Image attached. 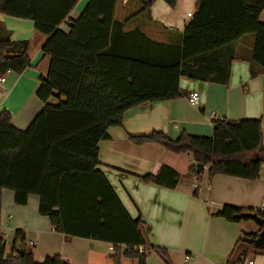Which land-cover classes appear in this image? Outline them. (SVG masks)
<instances>
[{
    "label": "trees",
    "instance_id": "obj_1",
    "mask_svg": "<svg viewBox=\"0 0 264 264\" xmlns=\"http://www.w3.org/2000/svg\"><path fill=\"white\" fill-rule=\"evenodd\" d=\"M138 1L141 9L135 15L149 12L156 0ZM164 1L175 7L178 0ZM77 3L0 0V14L32 20L47 37L42 51L50 59L37 89L43 107L30 125L18 129L12 113L0 110V191H13L19 205L27 204L30 195L39 196V211L57 232L113 245L114 264H122L123 258L147 264L150 252L171 264L168 248L150 244V225L141 216L130 215L99 168L100 142L110 139V127L123 125L131 108L185 96L182 78L228 85L236 45L247 35L254 37L251 61L264 71V0H197L181 45L154 42L139 29L126 32L127 20L115 17L118 0H88L67 30L60 28ZM29 48V40L0 36V79L31 66ZM257 73L253 69L252 76ZM212 124L211 136L183 132L173 139L154 130L129 139L192 154L195 163L189 175L198 180L206 166L210 178L218 174L259 178L264 168L262 119L218 117ZM140 178L171 189L181 181L167 165ZM216 215L231 222L253 220L259 226L257 232L240 236L227 264L252 252L264 253V247L250 242L264 229L259 222L264 221V210L226 204ZM24 241L25 232L17 229L8 251L0 229V264H71L60 254L36 261Z\"/></svg>",
    "mask_w": 264,
    "mask_h": 264
},
{
    "label": "crops",
    "instance_id": "obj_2",
    "mask_svg": "<svg viewBox=\"0 0 264 264\" xmlns=\"http://www.w3.org/2000/svg\"><path fill=\"white\" fill-rule=\"evenodd\" d=\"M87 3L88 0H78L60 28L67 30L68 23L80 16ZM196 4L197 0H178L177 5L171 7L164 0H156L149 12L135 15L141 9L138 0H118L115 17L127 20L126 32L139 29L154 42L181 45L185 26L192 19L188 14L195 12ZM0 36L30 42L31 66L22 74L8 72L0 85V110H9L13 124L24 130L43 107L40 99L35 98V92L41 76L47 74L50 66L49 57L42 51L47 37L36 30L32 20L3 14H0ZM247 36L236 45L237 58L232 63L228 85L182 78L180 86L186 91L185 96L131 108L125 114L123 125L110 127V139L100 142L99 168L130 215L141 216L150 225V244L168 248L171 264L173 252L184 258L191 254L193 264H227L231 260L240 236L244 232H257L259 226L250 225L253 220L231 222L216 214L226 204L264 210V168L259 178L249 180L224 174L210 178L206 166L204 176L198 180L189 175L195 163L192 154L174 153L159 143L136 144L129 136L154 130H161L173 139L183 132L209 136L213 134L214 120L209 115L216 112V118H261L264 142V71L251 61L254 37L249 38L245 46L243 40ZM253 69L258 71L255 76H252ZM193 91L200 94L198 106L188 101ZM164 165L181 175L176 188L145 183L140 178L157 173ZM39 203V196L30 195L27 204L19 205L13 191H0V229L8 239V251L15 231L22 229L24 246L32 251L36 261L60 254L71 264H114L110 244L57 232L49 217L41 215ZM248 256L254 257L255 264H264V253ZM129 260L133 259L123 258L122 264ZM147 264L166 262L150 252Z\"/></svg>",
    "mask_w": 264,
    "mask_h": 264
},
{
    "label": "built area",
    "instance_id": "obj_3",
    "mask_svg": "<svg viewBox=\"0 0 264 264\" xmlns=\"http://www.w3.org/2000/svg\"><path fill=\"white\" fill-rule=\"evenodd\" d=\"M188 16L189 17H193V14L189 13ZM4 82H5V78L3 77V78L0 79V85L3 84ZM188 101L193 106H198L200 104V94H199V92H197V91L191 92V94L188 97ZM209 117L211 119H213V118L215 119L217 117L216 112H212L209 115ZM194 187L198 188V184L194 183ZM8 245H9V242H8ZM31 245H33V243ZM139 249L142 251L143 247L141 246ZM109 251L111 253L114 252V247L111 244L109 245ZM13 254H17V251H14ZM184 264H193V256L191 254H186L185 255ZM230 264H255V259H254V257L248 256V255L247 256H241L239 260H237L234 263H230Z\"/></svg>",
    "mask_w": 264,
    "mask_h": 264
},
{
    "label": "rangeland",
    "instance_id": "obj_4",
    "mask_svg": "<svg viewBox=\"0 0 264 264\" xmlns=\"http://www.w3.org/2000/svg\"><path fill=\"white\" fill-rule=\"evenodd\" d=\"M263 18H264V16H263ZM249 38H253V35L252 34H250V35H248L247 37H246V39H244L243 41H244V45L246 46L247 44H249ZM252 40V39H251ZM7 75V74H6ZM5 75V76H6ZM35 98L37 99V100H39V98L37 97V90H36V92H35ZM57 99H55V98H52L51 99V102H53V103H57ZM212 134H210L209 136H211ZM250 225H255V221H252V222H250ZM243 226H244V223H243ZM8 240V239H7ZM105 247H106V245H105ZM253 253V252H252ZM149 257V256H148ZM171 258H172V264L174 263V264H184V257H183V255L182 254H180V253H178V252H173V254H172V256H171ZM148 259V258H147ZM165 262V261H164ZM137 264L138 262L137 261H134V260H129V261H127V264ZM167 264V263H166Z\"/></svg>",
    "mask_w": 264,
    "mask_h": 264
},
{
    "label": "water",
    "instance_id": "obj_5",
    "mask_svg": "<svg viewBox=\"0 0 264 264\" xmlns=\"http://www.w3.org/2000/svg\"><path fill=\"white\" fill-rule=\"evenodd\" d=\"M259 222L264 225V221L259 219ZM250 242L254 243V245L256 247H258V248L264 247V229H263V231L261 232L260 236L257 239H250ZM18 246H19L18 248H20L21 251H22L23 248H22V245H21L20 242L18 243Z\"/></svg>",
    "mask_w": 264,
    "mask_h": 264
}]
</instances>
